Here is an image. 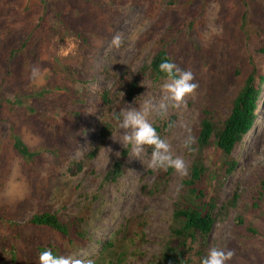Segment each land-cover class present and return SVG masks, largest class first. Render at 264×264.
Masks as SVG:
<instances>
[{
	"label": "rangeland",
	"instance_id": "374dc122",
	"mask_svg": "<svg viewBox=\"0 0 264 264\" xmlns=\"http://www.w3.org/2000/svg\"><path fill=\"white\" fill-rule=\"evenodd\" d=\"M150 6L153 17L147 15ZM154 24L156 33L146 36ZM165 29L175 32L178 48L190 55L198 52L204 60L196 62L195 92L184 98L181 107H169L164 118L151 113L149 123L159 127L158 135L185 160L187 170L198 152L202 155L206 192L217 199L220 209L206 253L217 246L234 252L227 264H264V196L257 209L252 207V196L258 195L264 178V83L254 126L233 150L238 163L229 175L223 174L224 156L213 136L201 151L195 143L192 151L184 147L189 136L196 140L204 109L211 110L215 121L225 119L252 67L257 75L263 73L264 56L257 48L264 39V0H0V96L7 101L0 107L5 112L0 120V264H25L35 247L15 230L28 235L29 218L45 210L62 220L83 218L85 242L62 256L90 258L95 264H156L169 236L173 204L184 176L173 169L164 176L166 170L148 168L151 147L145 146L139 156L124 148L118 141L125 130L116 120L103 143L99 131L102 124L114 120L113 113L142 108L146 100L157 104L163 98L165 79L154 81L142 69L149 64L155 38ZM115 35L122 37L119 49L111 44ZM69 41L74 51L60 55L61 46ZM57 64L82 73L85 82L76 88L85 87L87 104L69 133L72 151L67 163L55 173L49 153L35 163L26 162L12 148L10 135L12 128L26 146L38 148L43 131L63 114V108H55L53 95L39 103L31 96L49 83L63 85L66 79ZM33 68L39 69L42 86L33 82ZM134 78L138 90L130 97L124 82ZM103 91L109 103L96 110L95 99ZM64 92L55 88L56 96ZM25 93L24 104L45 111L47 123L41 116H28L20 106L8 109L17 94ZM82 160L86 164L76 167ZM117 161H121L120 175L106 179ZM235 194L234 203L222 209ZM110 236L115 248L102 249ZM123 236L134 238V243Z\"/></svg>",
	"mask_w": 264,
	"mask_h": 264
},
{
	"label": "trees",
	"instance_id": "16d2710c",
	"mask_svg": "<svg viewBox=\"0 0 264 264\" xmlns=\"http://www.w3.org/2000/svg\"><path fill=\"white\" fill-rule=\"evenodd\" d=\"M147 15L153 17L151 6L147 8ZM243 16H245V13ZM155 26L156 24L149 28L145 35L151 36L153 34L150 33H156L157 29ZM174 34L175 32L169 33L165 29L153 42L151 59L142 71H148V75L154 81L166 79L165 75L160 73L158 67L165 59L175 62L183 70H190L193 75L197 72L196 62L204 60L203 56L198 52L190 55L186 50L178 48L174 40ZM258 43L257 51L264 56V39ZM196 49L198 50V48ZM57 66L60 65L57 64ZM57 69L62 71L60 73L66 79L63 85L49 83L33 95L31 94L34 97L33 99L38 103L44 96L51 94L55 98V108H59V110L63 108L61 111L63 114H60L59 119L55 120L53 127H47L48 130L46 128V131H43V144L38 148H30L22 142L12 128L10 135L12 148L26 162L35 163L36 160H40L42 154L49 153L54 159L53 172L55 173H58L60 168L67 163L68 156L72 151L68 139L69 133L74 131V120L80 116L87 104L85 87L83 90L76 88V84L82 85L85 82L82 73L68 64L61 65ZM256 70V67L253 66L245 77L243 84L232 100L231 110L225 119L215 121L212 116L213 113L208 109H204L202 113L195 145L201 151L203 148L209 146L212 136L214 137L216 147L221 150L224 156L222 163L224 176L229 175L236 169L238 160L233 157V150L237 145L243 144L245 136L255 123L256 110L259 109L258 101L261 94V85L264 83V71L262 74L257 75ZM198 78L201 80L200 77ZM137 82L136 78L124 82L127 96H134L138 90ZM69 83L73 84V86L71 87ZM55 88H61L65 92L62 96H56ZM26 94L28 93L17 94L15 101L9 102L8 109L13 110L15 107L20 106L24 112L29 113L28 116H41L44 120L43 124L47 123L48 117L45 111L39 107H35V104H24L23 100L28 99ZM3 99L4 96L1 95L0 107L3 106L4 102H7L6 100L2 101ZM108 101V93L104 91L100 92L95 99V109L98 110L103 105L108 104ZM4 113V111L0 110V120L5 119ZM113 122L116 121H107L101 125L99 143H103L107 139L114 126ZM153 127L159 133V127ZM43 128L45 129V127ZM125 152L126 150H124L123 154ZM203 161L201 153L198 152V155L193 159L188 168V175L184 176L180 182L178 198L173 204L169 236L161 247L156 264H190L192 260L195 264H200L201 258L206 255L207 239L220 209L217 207V199L209 196L206 192L204 179L207 167ZM82 164H86V161H80L76 167L80 168ZM33 168L32 172L35 173V167L33 166ZM120 171L121 161H117L113 165V168L107 172L105 178L113 181L120 175ZM170 171L171 169L166 170L164 176H167ZM259 187L260 191L258 195L252 196V207L254 209L258 208L257 204L264 196L263 177L259 181ZM236 199L237 194H235L229 203L222 205V209H227L228 205L233 204ZM237 221L239 224L244 223V220L240 217L237 218ZM82 224L83 218L80 215L62 220L49 210L33 214L26 223L31 230L28 235L24 236L21 233V229L15 230L17 236L31 241L35 247L31 248V254L25 264H39V254L47 249H51L54 255L62 256L65 250L70 252L80 248L86 238ZM130 226V223L125 225L126 228H130ZM249 230L254 231L251 228ZM127 231L129 232V230ZM112 234L115 237L117 232L114 231ZM122 238L134 243V238L132 237L123 236ZM117 242L123 243L118 238ZM115 246L116 242L114 239L112 241L110 236V238L104 240L102 249L115 248Z\"/></svg>",
	"mask_w": 264,
	"mask_h": 264
},
{
	"label": "clouds",
	"instance_id": "9594fccd",
	"mask_svg": "<svg viewBox=\"0 0 264 264\" xmlns=\"http://www.w3.org/2000/svg\"><path fill=\"white\" fill-rule=\"evenodd\" d=\"M122 37L115 35L111 44L119 49L122 46ZM75 49L74 43L66 42V46H61L60 55H68ZM159 71L166 77L161 84L163 98L157 104H153L150 100H146L142 108L130 107L126 111L118 114L113 113L112 119L117 121L118 127L125 130L122 140L118 141L126 149L129 147L136 156L145 152V146L151 147L150 159L147 167L152 170H168L173 169L181 176L188 175L185 160L173 154L171 144L167 139L162 138L156 132L155 128L149 123L148 117L151 113H155L159 117H166L169 107L179 108L184 103V98L195 92L198 85L193 83V73L190 70L181 69L175 62L168 59L163 60L159 64ZM33 82L37 86H42L44 81L42 75L37 68H33L31 72ZM171 102V103H170ZM130 130V131H129ZM195 143V138L189 136L184 142V147L192 151L191 145ZM117 155V153H116ZM234 252L231 250L224 251L217 246L208 249L205 256L200 260V264H227L232 259ZM39 264H95L90 258L75 259L73 257H65L54 255L51 249L42 251L39 254Z\"/></svg>",
	"mask_w": 264,
	"mask_h": 264
},
{
	"label": "bare ground",
	"instance_id": "6f19581e",
	"mask_svg": "<svg viewBox=\"0 0 264 264\" xmlns=\"http://www.w3.org/2000/svg\"><path fill=\"white\" fill-rule=\"evenodd\" d=\"M252 129H250L249 131H251Z\"/></svg>",
	"mask_w": 264,
	"mask_h": 264
}]
</instances>
